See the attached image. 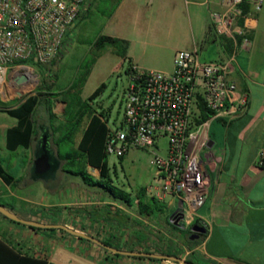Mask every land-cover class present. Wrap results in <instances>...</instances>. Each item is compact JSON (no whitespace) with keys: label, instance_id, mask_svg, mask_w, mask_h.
<instances>
[{"label":"crops","instance_id":"obj_1","mask_svg":"<svg viewBox=\"0 0 264 264\" xmlns=\"http://www.w3.org/2000/svg\"><path fill=\"white\" fill-rule=\"evenodd\" d=\"M171 1L185 5L188 11H201L202 22L191 26L190 32L180 30L167 9L153 7ZM86 5L87 2L67 37L85 16ZM224 9V0H120L110 15L107 36L129 41L126 62L143 68L146 56L151 54L163 62L158 71L171 73L175 55L181 50L199 48L201 57L206 51V62L231 57L234 44L217 35L211 22V12ZM246 9L247 17L242 23L251 45L237 52L230 79L237 97L245 95L248 106L234 120H212L208 142L201 150L211 187L206 204L199 210L198 224L193 226L206 227L205 235L193 244L187 241L189 231L182 228L181 204L175 197L164 195L157 180L147 191L148 197L156 198L153 204L146 201L152 208L147 215L140 213L139 200L132 204L115 201L72 172L83 170L99 181L100 171L90 165L80 163V168H69L66 161H60L52 173L35 175L34 163L45 135L59 159L55 143L68 134L67 104L55 101L54 123L50 122L47 107L39 106L30 147L13 152L24 150L15 155L14 166L21 165V169L14 175L4 166L14 177L13 183L8 185L0 178V200L10 197L18 205L8 204L13 209L10 211L40 226L17 224L0 213V239L21 255L50 264H264V165L258 162L264 149V4L260 10L251 6ZM170 40L177 41L180 47L164 55L157 52L163 42ZM66 44L65 40L63 49ZM18 79L9 77L7 82L15 92L25 91L27 85ZM89 123L90 118L86 117L75 135L73 144L77 148ZM17 125L18 120L10 126L0 123V135L6 140L7 131ZM6 144L5 141L7 149ZM0 160L3 163L1 156ZM15 188L24 193H16ZM93 188L98 190L92 191ZM179 220L180 226L176 224Z\"/></svg>","mask_w":264,"mask_h":264},{"label":"built area","instance_id":"obj_2","mask_svg":"<svg viewBox=\"0 0 264 264\" xmlns=\"http://www.w3.org/2000/svg\"><path fill=\"white\" fill-rule=\"evenodd\" d=\"M87 1L0 0V93L10 72L28 78L24 70L30 67L19 62L49 66L58 59ZM224 4V10L211 12V22L217 35L235 46L229 59L206 62L201 59L200 49L194 48L176 53L171 73L130 64L123 118L112 125L105 119L107 154L120 159L133 149L149 151L151 165L158 171V187L164 195L180 202L185 229L194 225L210 194L211 179L200 155L208 142L212 120H234L248 106L245 95L237 97L230 74L237 52L251 45L242 23L247 17L246 8L260 10L264 0H224ZM24 83L28 86L29 78ZM200 100L215 113L202 123H198ZM162 140H167L163 153ZM258 162L264 165V149Z\"/></svg>","mask_w":264,"mask_h":264},{"label":"rangeland","instance_id":"obj_3","mask_svg":"<svg viewBox=\"0 0 264 264\" xmlns=\"http://www.w3.org/2000/svg\"><path fill=\"white\" fill-rule=\"evenodd\" d=\"M119 1L88 0L85 16L70 31L66 39L67 44L61 50L58 59L49 66H43L45 72H41L38 67L26 65L32 70L34 79L29 76L28 69L24 70L30 81L25 91L15 92L12 89V84L7 82L0 93V100L4 99V107H15L17 105L16 101L34 93L45 80L48 84H54V92H65L66 95L73 83H79L81 79L86 78V82L80 87L81 98L84 101H89L97 114L103 113L111 125L115 121H121L124 114L123 100L129 83L126 69L130 63L126 62V58L114 54L112 48H108L102 53L95 47V42L101 35H108L111 29L108 26L109 18L115 11ZM153 7L155 10H159L161 7L167 9L169 17L176 20L180 30L185 29L190 32L191 26L202 22L201 11H194L193 9L188 11L185 5L176 4L175 1L163 6L156 3ZM179 47L175 40L165 41L157 49V52L164 55L166 52L171 53ZM204 56H206V51L201 57L203 61ZM161 63H163L161 60H157L151 54H148L143 69L158 71ZM88 72L90 73L88 74ZM9 77H15L14 72H10ZM102 85H105V87L101 94L90 101L91 95ZM56 101L64 102V99L60 97ZM16 121L8 114L0 112V123L10 126ZM5 141V137L3 138L0 135V156L4 166L15 175L17 169H21V165L14 166L15 155H21L20 153H23L24 150L17 153L9 152L5 148ZM161 145V152L163 153L167 140H162ZM76 149L77 147L73 143L62 147L63 152H73ZM151 158L152 154L149 151L139 149L131 150L123 159L113 155L109 156L110 171L108 180L110 179L114 186L130 193L133 202L137 203V195L141 190L149 191L151 187L155 186L158 171L155 166L151 165ZM69 168L71 167L69 166ZM18 188H15V192L23 194V190ZM97 190L98 188L92 189V191ZM2 201L12 206H18L10 197ZM182 228L184 227L182 226ZM191 228L188 229L189 232H191Z\"/></svg>","mask_w":264,"mask_h":264},{"label":"trees","instance_id":"obj_4","mask_svg":"<svg viewBox=\"0 0 264 264\" xmlns=\"http://www.w3.org/2000/svg\"><path fill=\"white\" fill-rule=\"evenodd\" d=\"M247 10V9H246ZM95 47L104 52L108 48L113 49V53L126 58L129 50V41L122 40L116 37L107 35H101L95 42ZM101 56V55H100ZM99 56V57H100ZM131 64V63H130ZM129 64V65H130ZM18 65H32L38 67L41 72H45L43 66L36 65L31 61H21ZM128 74V70L126 71ZM90 72H88L89 74ZM86 82V78L80 80L79 83H73L72 87L63 93H56L53 91L54 84H48L47 80L43 81L34 93L28 94L22 99H19L17 105L12 108L4 107V103L0 100V110L8 114L9 116L18 120L16 127L10 128L6 134V147L10 152H16L19 148H29L32 143V138L35 133V116L39 106L44 105L49 110L50 122L54 123L57 116L53 113L54 102L63 97L64 102L67 104L66 116L68 124L65 126L66 134L55 143L59 151V162L66 161L68 167L80 168V163L83 165H90L100 171V180L94 181L83 170L72 171L73 174L82 176L89 185L99 187L105 194L110 196L113 200L123 202L126 204H132L133 199L130 193L120 189L112 184L109 178V155L106 152V141L108 135V126L105 119L107 117L101 113L97 114L89 101H84L81 98L80 87ZM105 85L99 87L89 98L92 101L98 95L101 94ZM201 117L198 123L205 122L214 116V112L209 110L206 105L200 100ZM70 115V116H68ZM90 118V123L83 135V138L76 150L73 152H63L62 147L68 144H72L75 135L80 130L85 118ZM124 158V157H123ZM120 158V159H123ZM0 178L8 185H11L14 181V177L5 169L2 161L0 160ZM146 190H141L137 195L139 211L142 214L150 215L152 208L146 201H150L151 204L156 202L155 197H148ZM0 204L6 206L8 209L11 207L0 200ZM150 209V210H149ZM2 215V214H1ZM8 219L6 216L2 215ZM14 223L20 224L16 221L8 219ZM194 224H198L196 221ZM35 229V228H34ZM181 231V229H179ZM187 241L191 244L197 242L192 241V232H189ZM109 244V243H108ZM171 254V253H170ZM173 255H177L173 253ZM0 264H50L47 260L28 257L21 255L9 244L0 239Z\"/></svg>","mask_w":264,"mask_h":264},{"label":"water","instance_id":"obj_5","mask_svg":"<svg viewBox=\"0 0 264 264\" xmlns=\"http://www.w3.org/2000/svg\"><path fill=\"white\" fill-rule=\"evenodd\" d=\"M27 80H28L27 76H23L19 78L17 81L19 83H23ZM37 156L38 157L34 163V168H33V171L35 175L37 176L48 175L52 173L59 165V160L54 156V153L48 144V135H45V137L43 138ZM0 213L8 217L9 219H12L14 221H17V222H20V223H23L29 226H33V227L40 226L39 224L35 222L27 221V220L20 218L16 213L10 211L9 209L6 208V206L2 204H0ZM179 222L180 220L176 224L179 225ZM191 232L193 233L191 236V240L194 241V240L199 239L202 235H205L207 233V229L204 226L195 225L191 228ZM101 244L104 247L112 251L121 252L118 249H114L104 243H101ZM167 258L180 260L179 258H175L172 256H167ZM185 263L189 264L188 262H185Z\"/></svg>","mask_w":264,"mask_h":264},{"label":"bare ground","instance_id":"obj_6","mask_svg":"<svg viewBox=\"0 0 264 264\" xmlns=\"http://www.w3.org/2000/svg\"><path fill=\"white\" fill-rule=\"evenodd\" d=\"M28 73H29V76L30 77H33L32 79H34V76L32 75V70L31 69H28ZM31 74V75H30ZM3 94V93H2Z\"/></svg>","mask_w":264,"mask_h":264},{"label":"flooded vegetation","instance_id":"obj_7","mask_svg":"<svg viewBox=\"0 0 264 264\" xmlns=\"http://www.w3.org/2000/svg\"><path fill=\"white\" fill-rule=\"evenodd\" d=\"M193 234V233H192Z\"/></svg>","mask_w":264,"mask_h":264}]
</instances>
